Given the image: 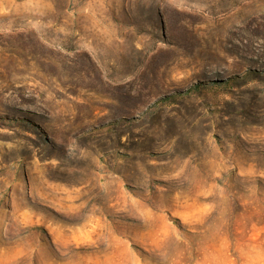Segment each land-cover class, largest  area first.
I'll list each match as a JSON object with an SVG mask.
<instances>
[{
	"label": "rangeland",
	"instance_id": "obj_1",
	"mask_svg": "<svg viewBox=\"0 0 264 264\" xmlns=\"http://www.w3.org/2000/svg\"><path fill=\"white\" fill-rule=\"evenodd\" d=\"M0 264H264V0H0Z\"/></svg>",
	"mask_w": 264,
	"mask_h": 264
}]
</instances>
